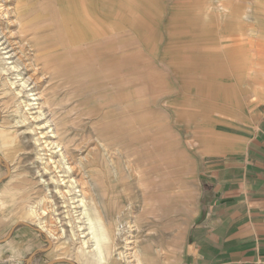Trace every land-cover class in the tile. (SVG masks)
<instances>
[{"label":"rangeland","instance_id":"obj_1","mask_svg":"<svg viewBox=\"0 0 264 264\" xmlns=\"http://www.w3.org/2000/svg\"><path fill=\"white\" fill-rule=\"evenodd\" d=\"M0 8L11 13L1 16L0 28L26 43L24 53L45 74V99L61 122L65 146L87 179L90 207L113 239L116 264H136L127 255L128 241L134 242L142 264H176L181 247L168 260L171 248L178 246L170 233L184 237L198 200L196 160L182 134L177 91L188 85L195 97L199 77L207 74L212 84V74L218 72L222 99L239 103L248 79L254 100L264 96V0H0ZM117 25L135 26L157 62L158 77L173 72L176 110L174 116L157 111L156 126L133 125L148 122L136 121L133 106L124 104L123 92L130 93L132 87L119 88L125 81L108 80L106 72L101 79L104 66L99 60L91 69L93 79H84V64L83 70H75V51L95 44L91 36L101 37ZM67 33L76 45L68 42ZM51 43L53 48H47ZM68 64L69 89L65 79L50 73L53 65ZM229 72H235L234 96L227 84ZM2 94L0 88V221H5L0 227V264H44L45 252H54L58 264H91L80 252L81 242L90 238L87 227L78 229L80 236L73 242L53 240L27 217L26 210L39 208L46 193L42 183H34L40 175L31 172L36 158L28 154L32 148L27 142L32 135L19 123L16 99Z\"/></svg>","mask_w":264,"mask_h":264},{"label":"crops","instance_id":"obj_2","mask_svg":"<svg viewBox=\"0 0 264 264\" xmlns=\"http://www.w3.org/2000/svg\"><path fill=\"white\" fill-rule=\"evenodd\" d=\"M138 33L134 25H117L101 37L91 36L95 44L74 53L75 70H83L84 64V79H93L91 69L99 60L104 66L101 79L108 74V80L125 81L119 88L132 87L130 93L123 92L124 104L133 106L136 121L148 122L133 125L156 126L157 111L174 116L176 110L173 72L157 76V62ZM66 35L76 45L73 35ZM97 39L101 40L97 43ZM212 75V84L207 74L199 77L203 85L197 96L188 85L176 95L180 93L182 134L196 160L198 200L184 237L170 233L172 244L178 240V246L171 248L168 260L181 247L176 264H264V96L254 100L248 79L239 103L222 99L220 75ZM227 79L234 96L235 72H229ZM45 253L44 264H58L54 252Z\"/></svg>","mask_w":264,"mask_h":264},{"label":"bare ground","instance_id":"obj_3","mask_svg":"<svg viewBox=\"0 0 264 264\" xmlns=\"http://www.w3.org/2000/svg\"><path fill=\"white\" fill-rule=\"evenodd\" d=\"M5 8L8 9V7ZM6 10L0 12V18L4 14L5 16L11 14L6 13ZM1 28L0 88H2L3 94L6 96L11 94L16 99V111L21 114L19 123L26 126L25 131H29L32 135L30 139L32 142H27L32 148L27 151L28 154H35L36 158L32 163L31 172L35 174L36 171L40 175V179L38 181L36 179L34 183L36 186L38 183H42L43 190L46 193L44 196L41 195L43 197L41 206L39 208L30 206L26 210V215L37 221L53 240L65 238L73 242L74 238L77 239L80 236L78 229L83 228L81 230H84L87 227L90 238L87 242H81L82 250L80 252L90 257L91 264H116L113 239L109 235L107 237L106 229L99 214L96 212L94 214V208L90 207L86 191L88 189L87 179L79 171L78 163L70 149L65 146L64 139H62L61 122L59 123L60 120L57 115L51 112L52 110L48 107L45 99L46 94L43 87L45 74L41 73L39 65L34 64V60L24 53L25 42L16 41V38L13 40L12 34L14 32H7ZM47 48L52 49L53 44L51 43ZM58 68L53 65L50 72L52 77L56 78L58 76L65 79L66 87L69 89L72 82L70 65ZM67 93L69 96L71 92ZM3 206L4 204L1 205L0 210ZM63 208L66 211H62ZM67 218L70 222L66 220ZM76 220L83 222L84 225L78 227ZM2 222L5 221H0V227L4 224ZM70 223L73 224V227L70 226L71 229L67 226ZM124 242L126 243V241ZM133 243V241L126 243L127 250L130 251L127 255H129L131 262L136 259V264H142L138 250ZM122 253L117 254L118 259H122Z\"/></svg>","mask_w":264,"mask_h":264}]
</instances>
